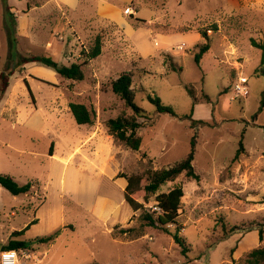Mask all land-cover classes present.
<instances>
[{"label": "rangeland", "instance_id": "1", "mask_svg": "<svg viewBox=\"0 0 264 264\" xmlns=\"http://www.w3.org/2000/svg\"><path fill=\"white\" fill-rule=\"evenodd\" d=\"M200 31L211 48L197 63L207 42ZM97 37L102 53L83 66L82 82L21 63L35 55L83 64ZM252 40L264 41V0H0V174L33 184L20 196L0 186V255L21 240L31 246L19 251L27 264H238L264 246L256 229L264 225V76L256 73L262 52ZM168 55L182 71L171 69ZM127 73L136 104L149 114L139 118V151L106 127L123 111L133 114L112 90ZM148 95L177 116L158 113ZM71 103L95 110V124L79 125ZM195 136L201 180L182 175L158 191L184 190L183 253L175 225L167 232L142 220L158 210L155 196L141 199L138 211L123 201L121 176L149 182L150 172L183 160ZM99 199L117 209L95 215ZM55 233L50 243L36 241Z\"/></svg>", "mask_w": 264, "mask_h": 264}, {"label": "trees", "instance_id": "2", "mask_svg": "<svg viewBox=\"0 0 264 264\" xmlns=\"http://www.w3.org/2000/svg\"><path fill=\"white\" fill-rule=\"evenodd\" d=\"M10 8H8L7 17L10 20L11 30L9 36L14 34L15 20H13V14L10 13ZM202 37L207 41L205 44L200 46V52L196 56V62L200 63L202 58L206 53L209 52L211 48L210 37L207 31L199 32ZM252 46L261 50L262 56L260 65L256 70L258 75L264 76V41L257 42L252 40ZM13 47V42H12ZM102 53V41L101 37H97L94 47L89 52H84L83 56L85 61L83 64L74 63L70 66L60 65L50 56H24L21 58V63L24 65L32 63H40L49 68L54 69L61 77L82 82L85 79V74L83 71V66L88 64L89 61L96 59ZM170 59V67L173 71H182V68L176 63L172 56H166ZM3 80V92L9 87V81L7 75H1ZM132 74L127 73L122 77L116 79L112 82L113 93L120 97L124 102L127 109L133 111L132 115L127 114L123 111L122 114L116 119H110L107 121L106 127L108 133L118 142L124 144L127 148L133 151H139L143 144V138L139 135V130L141 128V123L139 118L143 116H149V114L135 102V91L132 88ZM189 94L194 99V105L197 102L196 97L193 96L191 90H188ZM148 100L156 106L158 113H168L172 116H177L175 111L166 106L158 96L148 95ZM70 112L73 114L76 122L79 125H91L95 124L97 118V113L93 109H89L85 104L82 103H71L69 105ZM196 123V122H194ZM197 137L195 136L191 143V150L187 156L173 165L170 168L156 170L149 173V182L147 178L143 175H133V176H121L125 178L128 182L127 187L124 191L125 201L134 210L138 211L144 209V204L140 201L141 199L145 203H149L150 198L155 196L157 202L156 207L158 210L152 211L148 210L144 212L142 220L146 222L149 227L157 228L161 230H166L168 232V225H175L176 231L172 234L176 242L182 247L183 253L188 251V245L184 237L180 235V229L182 228L179 218L181 210V200L184 197V190L181 186L172 188L166 193L158 194L161 186L167 182H172L184 175L186 178L199 182L201 176L197 173L194 167L195 156L197 152ZM53 144L51 146V154L53 150ZM244 151L243 141L239 142V148L236 152L235 159L237 160ZM0 186L8 190L14 196H20L29 194L32 191L33 184L28 182L24 185H20L12 176L0 174ZM146 210V209H145ZM94 212L97 216L101 217L109 213V207L107 206L104 199H99L94 207ZM34 220L31 224L36 223ZM259 233L260 242H264V225H259L256 228ZM26 229L16 233L15 237L24 235ZM131 230H122L121 232L127 234ZM59 233H55L49 236L38 238L36 241L40 244H46L54 241L55 237ZM30 244L26 241L21 240H11L9 244L4 247V250H16L20 251L23 249H28ZM235 262V261H234ZM91 264H100L93 262ZM238 264H264V246H260L251 250L243 259H241Z\"/></svg>", "mask_w": 264, "mask_h": 264}, {"label": "built area", "instance_id": "3", "mask_svg": "<svg viewBox=\"0 0 264 264\" xmlns=\"http://www.w3.org/2000/svg\"><path fill=\"white\" fill-rule=\"evenodd\" d=\"M245 83L247 82V79L244 80ZM0 264H27L25 263L20 255L19 251L16 250H5L1 252L0 255Z\"/></svg>", "mask_w": 264, "mask_h": 264}, {"label": "crops", "instance_id": "4", "mask_svg": "<svg viewBox=\"0 0 264 264\" xmlns=\"http://www.w3.org/2000/svg\"><path fill=\"white\" fill-rule=\"evenodd\" d=\"M104 142H105V141H104ZM112 151H113V150H112ZM110 154H111V149H110V152H109L108 156H109ZM111 156H112V155H111ZM105 157H106V156H104V157H102V158L105 159ZM77 173H79V174H84V172L82 171V169H81V170H78ZM122 183H123L124 185H127V184H128L126 180H122ZM123 201H125V198H124ZM106 204H107L108 207H112V206H114V207H112V208H116V209H117L116 204H114L113 202H106ZM94 213H95V212H94ZM95 215H96V214H95Z\"/></svg>", "mask_w": 264, "mask_h": 264}]
</instances>
